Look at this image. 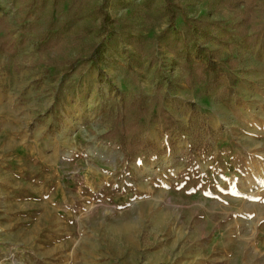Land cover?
<instances>
[{
  "label": "rangeland",
  "instance_id": "1",
  "mask_svg": "<svg viewBox=\"0 0 264 264\" xmlns=\"http://www.w3.org/2000/svg\"><path fill=\"white\" fill-rule=\"evenodd\" d=\"M141 1L109 0L108 10L120 18ZM172 1L191 17L231 14L211 0ZM17 10L0 0L15 26ZM201 42L238 57L235 86L225 73L190 84L184 58L159 42L152 64L120 32L101 75L91 64L65 73L52 59L73 53L65 46L0 51V87L24 96L30 144L0 145V264H264V41ZM160 88L182 130L154 124L155 148L126 159L102 135L125 101Z\"/></svg>",
  "mask_w": 264,
  "mask_h": 264
},
{
  "label": "trees",
  "instance_id": "2",
  "mask_svg": "<svg viewBox=\"0 0 264 264\" xmlns=\"http://www.w3.org/2000/svg\"><path fill=\"white\" fill-rule=\"evenodd\" d=\"M12 1L18 7L17 26L7 15H0V51L12 54L18 45L29 43L40 53L65 46L73 53L52 59L67 74L75 72L79 64H91L103 74L108 44L120 32L123 40L152 64L157 59L159 42L167 53L184 58L182 67L190 84L211 85L225 73L229 86L233 87L240 80L236 73L240 66L238 57L232 54L222 58L201 40L227 42L238 35L247 42L264 41V0H211L212 7H226L231 13L224 19L191 17L180 3L172 0H167L165 5L158 0H142L120 18H114L108 10L109 0ZM125 1L117 0L118 4ZM180 18L182 23L178 24ZM164 22L167 26L158 34H148ZM136 24L141 28L137 30ZM219 33H224V37ZM162 90L151 98L140 93L125 101L113 117L111 128L102 135L104 140L117 145L126 159L155 148L148 139L154 124L162 125L169 135L182 130L181 122L161 102Z\"/></svg>",
  "mask_w": 264,
  "mask_h": 264
},
{
  "label": "crops",
  "instance_id": "3",
  "mask_svg": "<svg viewBox=\"0 0 264 264\" xmlns=\"http://www.w3.org/2000/svg\"><path fill=\"white\" fill-rule=\"evenodd\" d=\"M255 86L257 88L260 85ZM10 87H15V84ZM14 93H16L15 90L8 88L4 90L0 87V145H7V147L8 145H30L25 144L26 139H29V133L25 127L29 115H27L26 106L22 105L24 96L21 93Z\"/></svg>",
  "mask_w": 264,
  "mask_h": 264
}]
</instances>
